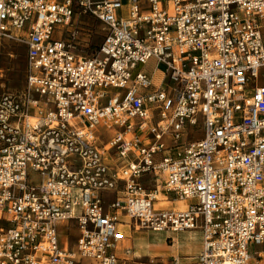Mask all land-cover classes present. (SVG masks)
I'll use <instances>...</instances> for the list:
<instances>
[{
  "label": "built area",
  "instance_id": "2783aa9c",
  "mask_svg": "<svg viewBox=\"0 0 264 264\" xmlns=\"http://www.w3.org/2000/svg\"><path fill=\"white\" fill-rule=\"evenodd\" d=\"M1 42L26 80L0 91V264H131L135 231L201 233L168 264H264V0H0Z\"/></svg>",
  "mask_w": 264,
  "mask_h": 264
},
{
  "label": "rangeland",
  "instance_id": "374dc122",
  "mask_svg": "<svg viewBox=\"0 0 264 264\" xmlns=\"http://www.w3.org/2000/svg\"><path fill=\"white\" fill-rule=\"evenodd\" d=\"M166 2V0H161ZM85 21L90 24L94 30L93 42L98 44L101 40L103 25L95 22L93 19L86 18ZM155 63L151 61L147 66L144 67L148 72L154 70ZM140 69L143 66L139 67ZM162 68V67H161ZM0 69H3L6 74V78L0 80V91L1 92H19L25 88V75H26V51L23 46L8 44L6 42L0 43ZM162 69L159 70L161 73ZM201 128L200 131L191 129L194 139H200L203 137V121L200 120ZM96 135L100 138L99 144L103 145L108 142L109 136L106 133V129L101 125L96 130ZM30 183L36 185L40 182L39 174L30 171ZM150 184H148L149 186ZM152 185H154L152 183ZM167 202H173V197H169ZM185 205V203H182ZM177 205L171 204L168 209H173ZM165 207V206H164ZM122 231L126 236L131 234V230L128 226H123ZM61 232L64 235V239L68 245L67 247L76 250V242L79 237V232L72 230L69 232L68 229L62 228ZM133 236V245L135 258L131 264H168L174 259V257L180 258L181 262L189 261V259L196 257L202 247V237L199 231L197 232H186V233H153L145 231H135ZM66 244V243H65ZM64 246V245H63ZM255 247L252 250H258ZM78 264H94L91 260H83Z\"/></svg>",
  "mask_w": 264,
  "mask_h": 264
},
{
  "label": "bare ground",
  "instance_id": "6f19581e",
  "mask_svg": "<svg viewBox=\"0 0 264 264\" xmlns=\"http://www.w3.org/2000/svg\"><path fill=\"white\" fill-rule=\"evenodd\" d=\"M159 200H160V204H159V207H166V208H170L171 207V202H167L165 201V197L164 196H160L159 197ZM182 205V203H180ZM179 205V204H178ZM128 245L127 247H125L123 250H122V253H120V257L124 258V259H127V260H133L136 256H135V253H134V245L133 243L128 240L127 241Z\"/></svg>",
  "mask_w": 264,
  "mask_h": 264
},
{
  "label": "crops",
  "instance_id": "0c3cea01",
  "mask_svg": "<svg viewBox=\"0 0 264 264\" xmlns=\"http://www.w3.org/2000/svg\"><path fill=\"white\" fill-rule=\"evenodd\" d=\"M159 77V75H157L156 77H155V80H157V78ZM142 183L146 186V187H152L153 185H152V183H150V179L149 178H143L142 179ZM148 184H150L149 186H148ZM105 197L107 198V200H110L112 197H113V194H107V195H105ZM173 204L175 203L176 204V202H172ZM179 206H184L183 204L181 205H178V203H177V205H175V207H179ZM174 207V208H175ZM62 233V232H61ZM60 243H61V245L63 246H65V245H68L67 244V242H66V239H64V235H63V233L61 234V237H60ZM66 243V244H65ZM67 248V247H66ZM68 249H70V250H72L73 248H71V247H68Z\"/></svg>",
  "mask_w": 264,
  "mask_h": 264
},
{
  "label": "trees",
  "instance_id": "16d2710c",
  "mask_svg": "<svg viewBox=\"0 0 264 264\" xmlns=\"http://www.w3.org/2000/svg\"><path fill=\"white\" fill-rule=\"evenodd\" d=\"M2 70H3V69H2ZM3 71H4V70H3ZM25 76H26V75H25ZM4 78H6V74H5V71H4ZM4 78H3V79H4ZM1 80H2V79H1ZM25 80H26V79H25Z\"/></svg>",
  "mask_w": 264,
  "mask_h": 264
}]
</instances>
